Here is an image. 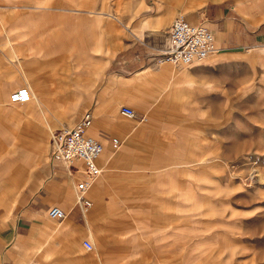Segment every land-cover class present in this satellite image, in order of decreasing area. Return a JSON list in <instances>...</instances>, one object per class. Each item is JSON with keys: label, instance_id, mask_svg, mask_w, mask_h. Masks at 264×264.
<instances>
[{"label": "crops", "instance_id": "obj_1", "mask_svg": "<svg viewBox=\"0 0 264 264\" xmlns=\"http://www.w3.org/2000/svg\"><path fill=\"white\" fill-rule=\"evenodd\" d=\"M36 1L44 0H0V151L2 137L13 144L0 173L13 172L8 177L12 185L24 163L33 167L40 158L47 159L50 170L25 178L14 205L0 204V264L191 263L182 246L192 242V214L198 211L200 193L192 195L189 178L201 176L204 164L197 159L198 143L192 137L203 131L198 117L205 116L206 103L213 107L215 95H229L215 78H228V83L233 73L247 69L252 75L259 67L252 68L233 52L259 53L248 44L263 49V9L257 8V0H109L112 19L128 24L126 38L119 30L106 29L109 46L129 54L106 67L107 57L98 56V0H47V7ZM173 2L186 4L188 22L205 20L214 35L216 56L183 66L158 61L179 11ZM119 3L127 7L116 10ZM45 14L53 22L47 34L52 42L44 44L37 36L44 32H38L35 40L43 53L29 55L21 39L23 23ZM116 64L121 73L107 72ZM20 83L41 108L44 121L33 106L6 103L7 92ZM56 95L69 103L65 106L71 114L96 109L87 133L98 138L104 150L96 160L99 175L83 194L87 207L76 204L77 177L49 166L48 139L41 146L33 144L36 137L46 138L43 132L51 122L44 113ZM121 106L130 107L134 115H121ZM111 137L119 141L116 149L109 146ZM0 179L5 194L7 176ZM26 192L29 198L24 200ZM191 196L197 202L189 201ZM54 205L65 215L53 220L52 230L42 231L41 218ZM33 225L40 229L35 237Z\"/></svg>", "mask_w": 264, "mask_h": 264}, {"label": "rangeland", "instance_id": "obj_2", "mask_svg": "<svg viewBox=\"0 0 264 264\" xmlns=\"http://www.w3.org/2000/svg\"><path fill=\"white\" fill-rule=\"evenodd\" d=\"M47 3V0L38 3L36 1V4H41L42 7H47ZM111 6L112 3L109 0H98V56L107 57L106 67L110 65L112 59L120 61L129 54L124 48L111 51L109 46L110 35L107 34V28L121 31L125 38L128 35L127 21L113 20ZM119 6L127 7V4H115V9L118 10ZM171 6L179 8L176 16L187 17L186 4L185 6L183 4L185 9L179 3L173 2ZM256 6L264 11V0H257ZM87 10L92 11L91 9ZM87 14L91 15L92 13L88 12ZM197 22L203 23L211 31L205 20ZM106 23H108L107 26ZM52 27L53 22L48 14H45L43 19L24 21L23 30L25 32L21 39H25L24 43L26 49L30 51L29 55L35 56L43 53L40 48H37L35 36L42 31L44 34L37 36L44 40V44L52 42V37L47 35ZM120 44L123 45L121 42ZM234 46L236 45L228 47ZM240 46L244 47L245 44L240 43ZM248 46L257 49L256 51L259 53H253L254 50L251 51L252 53L233 52L236 53L235 57L248 62L252 68L255 64L259 67H255L252 75L247 69H242L243 73H241L242 71L233 73L228 83V78L221 76L215 78L216 85H220L221 88L223 86L229 95H215L213 107L211 102L206 103L205 116L198 117V127L203 131L196 133V138L192 137L193 141L198 143L195 146L197 159L203 161L204 164L201 176L197 177L196 174H191L189 178L192 195L200 193L198 211H194L192 214L194 226L193 231L191 230L192 232L189 234L192 242H184L182 246L183 253L189 254L188 260L190 261L187 260V262H191L189 264H264V45L263 49L260 44L253 47L248 44ZM4 50L6 51V47ZM17 52L20 55L21 52L19 50ZM212 54L216 56L217 53L213 52ZM210 56L206 57L204 61ZM118 66L116 64L109 67L107 72L115 69L121 73L122 70ZM106 67L103 68L104 72ZM109 80L114 81L115 75H110ZM118 80L126 82L127 78L118 77ZM20 85L24 84L20 83L11 88L7 94ZM49 96L54 97V95ZM56 98L55 104L49 105L48 112L44 113V116H48L51 122L50 128L45 126L48 131L43 132L46 138L36 137L37 139L33 143L35 146H41L44 141L47 143L48 139L49 148L52 131L71 125L84 112L83 109L79 111V114H71L73 111L65 106L66 103H69L57 95ZM133 99L136 101V98ZM6 103L15 108L33 106L40 113L39 119L44 121L41 108L35 105L33 97L28 103L10 104L7 102L6 96ZM130 107L134 110V107ZM90 112L95 117L96 109L93 108ZM140 119L146 120L143 116ZM42 124L41 122V127ZM1 141L4 143V148L0 151V164L9 157L13 145L7 137H2ZM42 160L43 158H40L38 162L36 161L33 167L24 163L23 168H18L14 175L13 181H11L12 185L8 182V177H12L13 172H6L5 175L0 173V178L7 176V179L3 181L6 183L5 194L0 192V204L14 205L21 194L20 189L25 178H31L39 172L46 174L50 170L47 159ZM31 168L32 175L30 174ZM28 198L29 193L26 192L24 200ZM189 201L195 203L197 197L191 196ZM41 219L45 224V227L40 225L42 231H47L48 228L52 230L53 227H56L53 219L47 215ZM37 230H40L39 227L33 225L31 234L34 237Z\"/></svg>", "mask_w": 264, "mask_h": 264}, {"label": "built area", "instance_id": "obj_3", "mask_svg": "<svg viewBox=\"0 0 264 264\" xmlns=\"http://www.w3.org/2000/svg\"><path fill=\"white\" fill-rule=\"evenodd\" d=\"M168 41L160 51L159 61L173 65H189L204 60L216 50L211 31L201 22L190 23L177 15L173 18L167 31ZM31 95L25 87H17L7 95L10 104L29 102ZM121 115L131 118L134 113L130 107L121 106ZM91 115L84 111L70 126H64L52 132L49 138V166L62 167L69 175L76 176L75 190L78 194L76 204L87 207L89 201L83 198L88 186L98 177L99 169L96 159L102 151L98 138L87 133ZM109 146L116 149L119 141L109 138ZM46 215L60 221L64 212L58 206H51ZM90 248L88 243H84Z\"/></svg>", "mask_w": 264, "mask_h": 264}, {"label": "bare ground", "instance_id": "obj_4", "mask_svg": "<svg viewBox=\"0 0 264 264\" xmlns=\"http://www.w3.org/2000/svg\"><path fill=\"white\" fill-rule=\"evenodd\" d=\"M180 16H182V15H180ZM182 17L185 18L184 16H182ZM185 19H186V18H185ZM186 20H187V19H186ZM187 21H188V20H187ZM213 37H214V35H213ZM213 41H214V38H213ZM214 42H215V41H214ZM216 50H217V49H216ZM216 50H214V52H216ZM158 61H159V60H158ZM159 62H160V63H166V62H161V61H159ZM170 64H171V63H170ZM172 65H173V64H172ZM179 65H182V66H183V64H179ZM24 77H25V76H24ZM25 80H26V79H25ZM42 99H43V98H42ZM41 101H42V100H41ZM41 101H40V102H41ZM42 102H43V101H42ZM89 113H90L91 116H93L92 113H91L90 111H89ZM92 122H93V121H91L89 127L92 125ZM89 127H88V129H89ZM101 146H102V151L100 152V154L98 155V157H97L96 160H98V159L100 158V156L102 155V153H103V150H104L103 144H101ZM95 162H97V161H95ZM98 169H99V168H98ZM99 172H100V171H99ZM90 185H91V184H90ZM90 185H89V186H90ZM89 186H88V187H89ZM2 195H3V194H2ZM83 210H84V209H83Z\"/></svg>", "mask_w": 264, "mask_h": 264}]
</instances>
